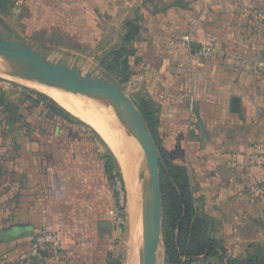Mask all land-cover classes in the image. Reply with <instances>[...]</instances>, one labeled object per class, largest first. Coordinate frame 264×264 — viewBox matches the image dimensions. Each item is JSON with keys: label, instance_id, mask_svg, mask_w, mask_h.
<instances>
[{"label": "crops", "instance_id": "crops-1", "mask_svg": "<svg viewBox=\"0 0 264 264\" xmlns=\"http://www.w3.org/2000/svg\"><path fill=\"white\" fill-rule=\"evenodd\" d=\"M16 3L28 8L42 28L64 31L79 45L121 43L133 50L129 83L156 111L168 158L187 169L196 215L207 221L213 238L246 236L245 224L264 216V168L251 166L247 158L264 140V72L227 59L201 58L183 39L190 35L192 44L216 43L264 63V0ZM130 24L138 34L125 43ZM234 99L240 100V112L233 110ZM22 115L15 117L14 128L5 115L0 123V143L6 141L0 146V251L8 261L21 256L22 264L50 263L47 251L55 246L36 250L35 241L52 233L70 263L112 264L115 196L108 187L105 155L78 158L73 153L71 166L64 164L59 172V151L52 148L59 147L56 128L53 135L38 130L26 135ZM42 144L50 145L49 151ZM52 158L56 166L50 162L46 171Z\"/></svg>", "mask_w": 264, "mask_h": 264}, {"label": "rangeland", "instance_id": "rangeland-1", "mask_svg": "<svg viewBox=\"0 0 264 264\" xmlns=\"http://www.w3.org/2000/svg\"><path fill=\"white\" fill-rule=\"evenodd\" d=\"M7 27L11 29L10 35L13 39L30 45L49 61L53 63H66L69 67L78 69L82 74L91 73L95 77L107 79L120 87L132 101L138 99L135 87L130 83H122V78L119 74L120 70L112 71L107 69V65L113 58V53L123 46L121 43L107 46L79 45L78 39L68 36L64 31L42 28L36 21V16L31 14L28 8L20 3H15L14 7L7 12L0 11V31H5ZM121 33H124V31H121ZM121 42L123 41L121 40ZM127 49H129V47H127ZM6 66L7 70L1 72L16 76L11 71V67L8 64H6ZM31 85L32 84L23 83L18 80L0 77V98L5 100L6 104L7 102H11V107H13V109L17 106L20 107L21 113H23L21 117L23 119L21 128L22 132L26 135H32L37 132V130L41 134L53 135L55 134V128H60L57 134L58 143H56L59 147L52 146L53 149L59 151L57 157L59 161V172H62L63 168H66L64 164H67V167L71 166L69 162L72 160L73 153L74 156L78 158L81 157L83 153H95L106 156L108 149L111 150L112 148H110L104 136L92 126V121L90 119L91 115L87 116V114L83 112L72 113L45 93L34 89ZM39 94L46 95L49 98H42ZM69 94L83 100H92L91 97L74 95L73 93ZM51 100L57 103L59 107L68 114L67 118L60 116H53L54 119L50 118L54 115L55 111L51 104ZM5 109H7L6 106ZM4 115H7V111L1 109L0 123ZM0 133L3 134L2 130H0ZM4 135L7 134L4 132ZM6 139L8 140V138ZM2 142L0 146L2 147V144L6 146V141ZM11 144L14 143L11 141ZM42 147L44 150L49 151L50 149V145L47 144H42ZM112 155L117 163V169L123 177L120 165L117 161L118 158L116 159V154L114 155L113 152ZM139 155L140 158L143 157L140 152ZM46 156L48 157V154H46ZM50 162H52L53 166H56V161L52 158L47 161L46 167H43L45 170L49 167ZM142 167V170H144L145 159L144 162H142ZM121 183L118 190L119 193L122 194L123 204L125 206L126 220L124 224L117 223L116 215L119 210V205L117 203V197H114L117 190H115L113 184L108 181V187L114 197L113 213L110 221L113 230L111 240L113 249L112 264H128L129 256L131 255L128 248L130 230L129 195L126 182ZM244 227H246V236L241 238H214L218 240L223 249H225V254H220L215 257H207L204 255L192 260L183 256L182 264H233L234 262L242 264L256 256L258 257V262L264 264V216L262 215L261 219L256 222L246 223ZM225 247H228V250H226ZM64 251V246L63 249H58L56 247L54 249L50 248V250L47 251V259L50 260V263L47 264H72L73 262L70 263V261L63 256ZM6 256V252L0 251V264H22L23 262L21 256L15 257L11 261H8ZM202 260L205 262H201ZM31 264L37 263L33 259ZM157 264H166L163 224Z\"/></svg>", "mask_w": 264, "mask_h": 264}, {"label": "water", "instance_id": "water-1", "mask_svg": "<svg viewBox=\"0 0 264 264\" xmlns=\"http://www.w3.org/2000/svg\"><path fill=\"white\" fill-rule=\"evenodd\" d=\"M10 28L0 31V63L20 65L29 77L50 87L73 94L108 99L120 124L132 138L145 159V169L139 177V201L144 224V235L139 253V264H157L162 239L163 209L160 176L161 154L139 109L132 99L116 84L93 74H82L66 63H53L30 45L13 39ZM192 52L200 49L192 44ZM233 110L240 112V100H233ZM200 126L205 133L202 122ZM60 128H56L58 134Z\"/></svg>", "mask_w": 264, "mask_h": 264}, {"label": "trees", "instance_id": "trees-1", "mask_svg": "<svg viewBox=\"0 0 264 264\" xmlns=\"http://www.w3.org/2000/svg\"><path fill=\"white\" fill-rule=\"evenodd\" d=\"M16 0H0V11L7 12L14 7ZM138 34V28L130 24L127 35L124 38L125 43H131ZM133 54V50L121 46L120 49L113 53V58L107 65L108 70L119 71L122 83L130 82L131 71L129 65V57ZM40 97L48 99L46 95L39 94ZM133 101L139 109L148 130L160 151V176L162 182V209H163V240L165 245L166 264H182V257L190 260L206 255L207 257H215L225 254L226 251L220 245V242L210 235V229L207 221L198 217L195 212L194 203L189 191V178L187 169L183 166L174 164L167 156L162 147V141L158 131V121L156 119V111L151 104L145 99L139 98ZM11 102H7L0 98V107L6 106V111H10L6 118L11 121L12 128L15 127V117L21 114L20 107H11ZM54 108V115L50 118L60 116L67 118L68 114L59 107L57 103L51 100ZM54 116V117H53ZM12 135V134H11ZM106 165L105 172L108 181L112 184L115 178L121 182L123 177L117 169V163L114 156L108 149L105 156ZM117 197V194H114ZM233 264H237L234 262ZM242 264H261L258 257L250 258Z\"/></svg>", "mask_w": 264, "mask_h": 264}, {"label": "bare ground", "instance_id": "bare-ground-1", "mask_svg": "<svg viewBox=\"0 0 264 264\" xmlns=\"http://www.w3.org/2000/svg\"><path fill=\"white\" fill-rule=\"evenodd\" d=\"M8 65L11 67V71L18 77L1 72L7 70L6 63H0V77L32 84L31 86L34 89L45 93L72 113L83 112L87 114V116L91 115L90 119L92 121V126L108 141L122 166L130 205L128 248L131 255L129 256L128 264H139L138 260L144 235V224L139 201V181L137 172L138 169H140L138 165H140L141 161L144 162V158H140L135 141L128 136L123 126L120 124L110 101L102 97H91L92 100L77 98V96L69 94L71 92L60 89L65 91L63 92L58 90L59 88L54 89V87L44 85L30 78L28 73L20 65ZM142 168L143 167H141V169Z\"/></svg>", "mask_w": 264, "mask_h": 264}, {"label": "built area", "instance_id": "built-area-1", "mask_svg": "<svg viewBox=\"0 0 264 264\" xmlns=\"http://www.w3.org/2000/svg\"><path fill=\"white\" fill-rule=\"evenodd\" d=\"M183 44L185 47L191 48L192 39L190 35H186L184 37ZM196 55L204 59H227L253 71L264 72V63L259 61H250L244 56L236 52L229 51L228 49L216 43L201 45L200 49L196 52ZM247 158L251 166L257 168H264V140H260L252 146V149ZM120 184H122L121 181L118 178H115L113 182V187L115 190H117V203L119 205L116 220L118 224H124L126 220V215L124 210L125 206L123 204V197L118 190ZM50 245L55 246L58 249H63L61 241L55 234H43L39 235L36 238V250L45 249L47 246Z\"/></svg>", "mask_w": 264, "mask_h": 264}]
</instances>
